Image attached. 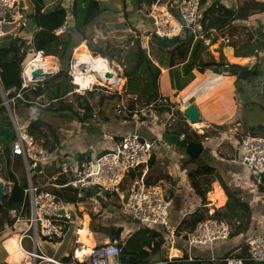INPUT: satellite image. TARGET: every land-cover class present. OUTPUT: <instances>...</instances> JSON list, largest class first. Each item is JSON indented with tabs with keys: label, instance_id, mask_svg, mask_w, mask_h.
<instances>
[{
	"label": "built area",
	"instance_id": "1",
	"mask_svg": "<svg viewBox=\"0 0 264 264\" xmlns=\"http://www.w3.org/2000/svg\"><path fill=\"white\" fill-rule=\"evenodd\" d=\"M201 1L155 0L152 5L144 6V11L141 12L140 19L144 20L141 26L142 33L148 38L159 40L179 38L186 33L191 34L194 39H198L200 35H198L197 25ZM21 2L22 0H0V38L9 34L5 31L7 26L11 27L10 32L26 26ZM41 10L44 11L43 6H41ZM67 23L68 20L63 26L64 29ZM39 53L42 54V52ZM76 64L75 61L70 65L72 89L66 96L90 92L95 87L89 83L84 89L78 90L74 85V66ZM26 69L31 71L34 68H29L27 63L24 65L21 74L22 88L27 87L25 84ZM0 94L1 102L9 112L16 134L11 145V152L21 158L27 179V187L24 190L27 205L23 203L18 210L10 211L9 214L14 222L10 228L5 230L1 244L8 256L11 255L8 245L15 246L14 255L16 257L12 261H7L6 264H122L120 257L124 246L123 239H108L102 245L92 246L87 255H77L78 251L84 249L78 236V232L82 229L78 215L85 212L87 208L90 209L93 217H96L100 212L108 215L104 205L109 203L111 198L115 200L119 215L134 220L137 224L136 231L150 229L162 233V235L166 232L171 239L175 237L183 239L189 249L208 248L210 252L215 244L230 239L232 229L223 220L208 219L199 223L194 231L186 229L178 231L177 228L171 227L169 213L173 207V199L159 184L153 186L146 182L156 142L147 140L137 132L126 134L118 140L110 138L109 142L102 145L90 159L77 163L74 169H71V164L67 161L58 162V172L55 178L46 184L34 185L30 175L33 168L40 166L42 169L56 159L53 158L54 154L43 148L37 138L32 137L25 128L22 129L17 125L16 120L10 114L9 101L5 96H2V90H0ZM17 98L22 99L20 93L16 94L10 102L13 103ZM164 103L169 106L166 102ZM125 104L126 101L121 99L117 105L116 113L124 111ZM49 105L50 103L38 106L44 108ZM151 109L152 105L140 107L138 111L134 112L133 119L138 114L145 117L147 111H150L152 115ZM177 111L172 105L169 116L171 121L174 120ZM168 121L165 122V127L169 129L172 124H167ZM187 125L191 126L194 132L200 133V129ZM223 132L218 136L219 145L221 147L224 145L230 150L228 153H224L226 150L223 151V155L230 162L249 170L251 173L249 188L253 195V202H260L264 205V190H262L264 189V180L261 178V175L264 174V138L239 133L232 126ZM103 151H108V153L97 158L98 154ZM220 152L221 150H219ZM71 171L73 175L65 185L59 186L52 183L58 177H67ZM131 174L134 175L133 178H130ZM129 178L130 181L125 182ZM66 186L76 189L80 196L84 197L83 200L69 204L59 199L52 191L47 190V187L57 189ZM212 213L213 211L209 210L208 216H212ZM68 235L74 238L71 253H65L61 258L45 253L48 249L54 251L59 249ZM244 244L247 247L244 257L229 252L219 258L212 257L210 260L187 257L184 262L264 264V235H251L245 239ZM66 259L68 261H65ZM172 260L164 259L156 264H166Z\"/></svg>",
	"mask_w": 264,
	"mask_h": 264
},
{
	"label": "trees",
	"instance_id": "2",
	"mask_svg": "<svg viewBox=\"0 0 264 264\" xmlns=\"http://www.w3.org/2000/svg\"><path fill=\"white\" fill-rule=\"evenodd\" d=\"M29 1L30 6L25 18L29 19L35 27L30 44L27 45L24 40L13 35L0 38V88L6 100L9 101V109L11 113H13L14 109L19 108H35L38 111L47 112L50 110L49 107L55 102L60 104V107L56 109V111H58L57 113L69 110L73 113L76 121L81 124L89 123L90 119L97 118L98 115L102 114V111L99 110V112L95 114L93 107L82 97H80L76 105H74L77 108L71 105L72 103L70 105H64L63 98L69 92L70 85H67L66 82H62V79H70L67 74L64 73L59 78L45 85L22 88L23 82L21 73L28 59L27 51L29 50L34 54L42 52L43 56H46V58H52L54 65H56V59H54V57L61 63L69 61L74 48L82 42L89 41V28L94 25L104 10H106V7L99 0H74L72 4L74 27L68 28L66 25L64 32L58 35L56 31L61 29L67 20L68 14L66 9L59 3L42 11L41 6H44L43 0ZM154 1L155 0H134V5L137 10H140L144 5H152ZM206 2L207 0H202L201 5ZM262 13H264V3L260 0H246L243 5L237 9L225 8L223 5L216 2L204 11L199 23L200 29H198V35L203 34L206 36L211 30H225L236 20L248 19L252 15ZM245 37H247V41L241 47L234 50L233 56L238 60L248 58L249 56L247 55L249 54H254L257 60L263 58L264 47L262 51L259 52L256 49L257 44L253 36L250 33H246ZM199 38L195 40L189 33L175 39L159 40L150 38L149 56L146 50L141 48L140 39H132L133 44L129 49V51H132V63H130L131 66H129L130 68L128 71L122 76V78L127 79L125 85L126 90L122 94L114 93L110 96L112 99L111 101L114 102L113 105H111V117L121 122H133L134 112L138 111L140 107L149 105H152V109L155 110L154 113L157 114L159 118L166 119L169 117L172 105L167 101L166 104H169V106L165 105L164 102L166 99L163 96L164 93L161 92L162 85L165 89V82L161 84V81H164V78L162 79L161 77V70L159 68L161 62L160 60L157 61L158 67L153 60L156 62V60H158L157 56H159L160 59L163 58L162 54L164 53L166 54V62L169 69L182 67V71H178V74L175 75V78L171 81V86L180 92L193 81L194 70L201 74H205L207 69H213V67H209V65L202 62L200 50L206 46L202 39ZM88 44L90 45L89 42ZM90 47L92 52H95L104 59H107L108 55L113 57V53L121 54L120 50L113 49L108 43H105L104 49ZM127 59H129V56ZM113 60L114 59L111 58L110 61ZM125 61L126 56L119 58L118 65L122 64L124 67L128 66L129 64ZM257 65L258 64L250 70V75L253 77L260 75ZM176 79L181 80V83H175L174 81ZM18 93L21 94L22 99H15L13 101L14 105H12L10 100ZM121 99L126 101V109L118 114L116 113V108ZM48 103H50V105L44 108L38 106ZM102 103L103 99H100L98 103L100 107ZM0 115H7V109L1 101ZM175 115L178 117V122L171 131H166V133L169 132L179 135L181 137L179 145L182 146V148H185L189 142H202L204 138L208 136L207 134L200 135L196 132H189L182 113L177 111ZM102 118L104 119V117ZM109 119L110 118H106L107 121ZM0 126L12 128L9 119L6 122H0ZM26 131L32 137L37 138L47 152L58 150L60 140L56 133L57 129L48 121L42 118L32 120L28 123ZM249 135L264 138V124H257L252 127ZM13 141L14 139L9 142V147H3L1 144L5 142L0 139V178L11 184V190L7 194L3 205L0 207V234L10 228L14 222V219H12L9 214L10 211L18 210L23 203L27 205V200L24 197V190L27 187L26 176L18 180L15 177V174L23 165L21 158L13 155L11 152ZM88 158L89 156L85 160H88ZM196 162L197 160L187 157L185 164L190 163L196 165L188 171L187 178L192 190L201 200V206L196 212L186 216L177 230L181 231L186 229L194 231L199 223L208 219L223 220L225 222H227L226 220L228 219L234 222L232 226L229 225L232 229L230 238L245 235L249 231L252 222V212L249 203L245 201L243 191L236 187L228 186L225 183H220L227 198L226 204L219 209L213 210L212 216H208L210 209L207 208L208 203L206 202V195L210 191L207 185L209 178H206V184H203L200 180L201 174H203V172H208V169L205 164L201 165ZM182 164L184 167L185 164ZM153 165L154 160L150 162L149 167L152 168ZM52 174L50 169H46L44 173L40 170L31 178V181L34 185L38 186L40 182L39 179H41L40 185H43L48 179H51ZM133 176L134 175L131 174L130 178H133ZM166 180H169V177L164 174L156 176L149 175L146 178L147 184L153 186ZM212 182H214V180ZM52 183L62 186L67 183V180L66 177L61 176L52 181ZM51 191L59 199L69 204L82 201L84 198L80 196V193L76 189L69 186L57 189L54 188ZM104 207H106V205H104ZM102 215L103 213L100 212L98 218H101ZM93 232H101L109 236L110 239L116 238L121 240L122 232L118 231L117 227H102L99 225L93 229ZM136 234L143 235L145 241L140 247H133L131 239L125 240L121 251L122 264H131L122 256L134 257L136 260L135 264H156L164 260L165 240L162 233L150 229H141L137 231ZM246 252L247 247L245 244H242L240 253L237 255L239 257H244ZM4 254L5 259L6 253L4 252ZM185 259L184 257L181 259H173L166 264H211L209 261L185 263ZM65 261L68 260L66 259Z\"/></svg>",
	"mask_w": 264,
	"mask_h": 264
},
{
	"label": "crops",
	"instance_id": "3",
	"mask_svg": "<svg viewBox=\"0 0 264 264\" xmlns=\"http://www.w3.org/2000/svg\"><path fill=\"white\" fill-rule=\"evenodd\" d=\"M73 1L74 0H51L49 4L44 3L43 7L44 10H47L49 6L52 7L60 2L61 6L65 8L67 14H69L68 22L73 23V26L71 27L73 28ZM99 1L106 7V10H104V12L98 18L100 20L99 23H104V25H99L97 28L95 27L97 30H94L92 27L89 28V32H91L93 40H100L101 38L103 40H108L109 36L113 35L117 31L122 30L123 32H125L124 34L127 37V40H130L129 45L132 46V39L139 38L141 48L145 49L147 55H149L150 38L144 35V33H142L141 31V26L143 25L144 21L140 19L142 8L140 10H137L134 5V0ZM245 1L246 0H207V2L200 7L197 25L198 29H200L199 23L204 11L212 6V4L218 2L225 8L237 9L241 5H243ZM260 1L264 3V0ZM25 7L23 8L22 0L21 8L22 14L26 21V26L20 30L13 32H10L11 27L7 26L5 27V31L9 32L8 35H13L21 38L28 45L32 40V35L35 31V27L32 25L29 19L25 18V15L28 11V6L25 5ZM246 33H250L253 36L257 44L256 49L259 52L262 51L264 47V13L252 15L248 19L236 20L231 23L229 28H226L222 31L211 30L206 36L203 34H199V39H202L206 46L205 48H202L200 50L202 62L206 65H209V67H213V69H207V72L205 74H201L194 70L193 81L180 92H178L171 86V81L173 78H175V75L178 74L177 69H180L182 67L180 66L176 69H169L167 67L166 54L164 53L162 54L163 58L161 59L159 58V56H157L158 60H156V62L152 59L155 65L158 67L159 65L157 61L160 60L161 62V66L159 68L161 70V77L162 79L164 78L165 81V94L163 95L166 99L165 102H169V104L173 105L182 113V110L188 106L189 100L191 98H194V103L201 116V122L199 123L201 128L199 130V134L202 135L204 133L208 136H206V138H204V140L201 142L203 145V152L196 163L200 164L198 163L200 161L201 165L205 164L206 168H208V171H211V173L208 174V178L215 181V183L212 182L213 187H209L210 191L209 193H207L209 199L207 198L208 201L206 202H209L210 200V202L212 203L211 206H216L218 207L217 209L223 207L226 204L227 198L221 188L220 183H225L228 186H233L243 191L245 201L247 200V202L249 203L252 212V222L249 227V231L245 235L230 238L228 241L223 243H217L212 247L211 252L208 248L200 249L197 247L189 249L183 239L179 237L171 239L165 232V234H163L165 240V260L181 259L183 257H192L196 259L203 258L210 260V258L212 257L219 258L229 252L239 254L240 247L242 244H244V241L247 237L251 235H264V205L260 202H253V195L250 192L249 188L251 173L248 169L242 167L239 164L230 162L228 158L222 156L223 151L226 150V153H228L230 150L224 145L222 147L219 145L220 140L218 137L223 131L228 129L230 125L237 129L242 114L241 111L245 106H247L246 103L244 104V102L241 101V97L246 96L247 94L249 95L248 91L251 80L252 78L257 77H253L250 75L246 79H243L235 75L219 74L216 72V68L225 65H234L251 70V68L257 64V58L254 54H249L247 55L249 56L248 58L240 60L236 59L233 56L234 50L241 47L247 41V37H245ZM98 57L100 58V56ZM252 57H254L253 63H248L250 62L249 60ZM50 59L54 64L52 58ZM54 59L56 58L54 57ZM100 59H102V57ZM108 61L110 63V60ZM109 63H106L107 66H110ZM118 82L115 83V87L119 86L118 89H120V85H124V83L122 79L120 81L118 80ZM251 103L253 105H260V107H263L262 105L264 104V101H261L256 96L253 97ZM18 110L20 113L18 119H21L20 122L22 124V127L25 129L27 128L30 121L37 118H42L37 115L38 110H36L35 108H19ZM22 112H26L25 117H27L28 121L22 119ZM106 118L109 117H104V119H90L89 123L84 124H81L78 121H70L68 124H63L62 127L59 126L58 129L52 125L57 129L56 133L59 137L60 144L58 146V150L49 152L54 154L53 158H55L56 160L51 162L50 165L45 166L46 169H50L53 174L51 179H48L44 184L48 183L52 180V178L56 177V173L58 172V162L67 161L69 162V164H71V169H74V166L77 163L84 161L89 155H93L94 153H96V151L102 145L109 142L110 138L118 140L126 134L137 132L150 141H153V136L156 140L161 139L156 136V130H153L154 134L151 132L147 133L148 136L146 137L143 133L146 128L142 126L141 123L138 124L134 121L129 123L121 122L118 120H114L112 117L107 121ZM169 118L170 117H167L166 120H169ZM42 119L50 123L47 118L43 117ZM192 126L194 127V124ZM98 127H100L99 132L96 131ZM93 129H95V131H93ZM237 131L239 130L237 129ZM219 150H221L220 153ZM76 156H79V158L77 159ZM90 157L91 156H89L88 159H90ZM169 157V159L166 158L167 161L165 163V157L161 154L159 148L155 147L151 159V161L154 160V165L152 166V168L149 167L147 176L164 174L169 177V180L161 181L158 184L159 186L164 188L166 194L171 196L174 201L173 207L169 213V220L171 227L178 228L182 220L186 216L193 214L200 208L201 200L192 190L187 178V173L190 169H192V164H185V166L183 167L182 163H185L187 161L186 158L183 160L181 159L183 155L174 157L172 155H169ZM156 167H159L157 171L154 170ZM162 169H164V172H161ZM72 175L73 174L71 171L66 177V180H70ZM201 176L205 175L201 174ZM129 181L130 178L125 182L128 183ZM8 186L11 188L10 183L8 184ZM105 205V212L108 213V215H105L113 216L114 226H117L118 229H121V239H123V241L131 239L133 247H140L145 241V237L143 235L136 234L137 224L134 222V220L119 215L118 210H115L116 204L113 198H111V201ZM209 209L213 211V209ZM113 210L115 213L110 214V211ZM88 211H90L89 208H87L85 212ZM106 218L107 217L105 216V219ZM127 222L131 223V226L128 225ZM88 233L89 239L90 236L92 238V246L102 245L106 243L108 239H110L109 236L104 237L103 235L102 237H97L95 236L93 231H88ZM72 241L74 242V238L68 235L61 243V247L59 249L55 251L53 249H48L47 252L50 256L61 258L63 254L65 255V253H71L74 246V244L72 245ZM8 258L9 256L6 253V258L4 259L3 264H6ZM211 264L217 263L212 262Z\"/></svg>",
	"mask_w": 264,
	"mask_h": 264
},
{
	"label": "rangeland",
	"instance_id": "4",
	"mask_svg": "<svg viewBox=\"0 0 264 264\" xmlns=\"http://www.w3.org/2000/svg\"><path fill=\"white\" fill-rule=\"evenodd\" d=\"M29 2H30L29 0H23V8L25 7V5H27L28 6L27 8H29V6H30L29 5ZM43 2L45 4H49L51 2V0H43ZM144 6L142 7L141 12L144 11ZM67 18H68L67 20H69V14H68ZM99 21L100 20L98 19L94 23V25H92V28L94 30H97L96 28L99 25H104V23H99ZM62 31L64 32V27H62L61 29H59L58 31H56V34L60 35V34L63 33ZM88 33H89V38H88L89 41L88 42L90 43V45L86 41V42L80 43L78 46H80L81 44H85L86 49L93 56L96 57L98 55L95 52H92L91 51L92 49H91L90 46H92V48L104 49L105 43L110 44L113 49L120 50L121 51V54L113 53L112 54L113 57L110 56V55H108V57H107L108 60H111V58L114 59L113 61H110V63H109L108 60H106L104 58L100 59L101 57L99 58V60H103L104 59L103 61H105L107 64L109 63L110 68L118 75L119 78L122 79L124 85L122 87V90H120L121 88L118 89L119 86L115 87V84H114V86H112V88L109 87V86L108 87L107 86H95L92 89V91H90V92H85L83 94L75 93V94L66 96L65 98H63V101H64L63 103H64V105L65 104L66 105H70L72 103L71 105L74 106V105H76L77 100L80 97H82V98H84L93 107V111L95 112V114H97L99 112V110L102 111V114L97 116L98 119H100L102 117H107V116L109 118H111V115H112L111 105H113L114 102L111 101L112 99L110 98V96L112 94H114V93H118V94L124 93L125 90H126L125 89V85H126L127 79L122 78V76L124 75V73H126L128 71V69L130 68L129 66H131L130 63H132V61H131V59H132L131 58L132 51L131 50L129 51L131 45H129V40H127V37L124 34L125 32H123L122 30L117 31L113 35L109 36L108 37V40H103L102 38L100 40H93L92 35H91V32L88 31ZM76 48H74V50L72 51L71 58H70L69 61H67L65 63H61L56 58V68L58 69V71H61V74H64V73L67 74L69 78H70V65L71 64H74V62L76 61L75 60V57H74L75 49ZM122 51H124V52H122ZM32 54H34V53H32L30 50L27 51V56L28 57H30ZM125 56H126V61L125 62L127 64H129V65L126 66V67H124L121 64V65H119V68H118L119 58H121V57L123 58ZM128 56H129V59L130 60L127 59ZM121 61H123V60H121ZM177 71H179V72L182 71V68L177 69ZM118 77H117V81H118ZM57 78H59V76H57L56 78H54V80L57 79ZM243 79H246V78H243ZM54 80H52V81H54ZM62 82H66L67 85H70L69 91H71V89H72V87H71V79H68V78L65 79L64 78V79H62ZM164 82L165 81L162 80L161 81V84H163ZM174 82L177 83V84H179V83H181V80L176 79ZM42 85H45V84H42ZM35 86H37V85H35ZM161 92H163L165 94V89H164L163 85L161 86ZM90 93H92V94H90ZM248 93H249V95L247 94L246 96H242L241 97V101H243L244 104L246 103L247 106H245L242 109V111H241L242 114H241V118L239 120V125L237 126V129L239 130V132H241L243 134H248L250 132V128L252 126H254L255 124H264V104L262 105L263 107H260V105H253L251 103L253 97H256V96L261 101H264V77L262 75H258L256 78H252ZM100 99H103V103H102V106L101 107L98 104L99 101H100ZM0 101H2L1 94H0ZM11 104L14 105V103H11ZM59 107H60V104L54 102V104L49 107V109H50L49 111H47V110H46L47 112L37 111L38 112L37 115L39 117H42V118L43 117L47 118L50 121V123L53 126H55L57 129L59 128V126L62 127L63 124H68L70 121H76V118L73 116V113H71V111H69V110L62 111V112L57 113L58 111H56V109H58ZM74 107H76V106H74ZM151 112H153L152 115L150 114V111H147L145 117L138 114L136 117H134L133 121L136 122V123H138V124L141 123L142 126H144L146 128L145 131L143 132L146 137L148 136L147 133H150L151 132V133L154 134L153 130H156V132H157L156 133V136H158V138L161 137V139L158 141V140L155 139L154 136L152 137V139L153 140L155 139L154 141L156 142L155 143L156 148H159L161 154L165 157V163H166L167 159L170 158L169 155H172V156H180V155H183V157L181 159L182 160L185 159V158L187 159V155L185 153V148H182V146H180L179 144L176 145V146H170V145L165 144L162 141V132L164 134V133H166V131L172 130L174 128L175 124L178 122V117L176 115H174V120L171 121V119H169V121L167 122V124L170 123V124H172V126L168 129L167 127H165V122L167 120L166 119L159 118V116H157V114L154 113L155 112L154 109H151ZM11 114L13 115L12 117L16 120L17 125L20 128L23 129L22 124L20 122L21 119H18V116L20 114L19 113V110L18 109H14L13 110V113H11ZM21 114L23 115V118L22 119L28 121L27 120V117H25L26 112H22ZM7 118L10 121V115H9V112L8 111H7V115L6 116L0 115V122H6L8 120ZM11 126H12V122H11ZM230 126H232V125H230ZM188 129H189V132H194L192 130V127L191 126H188ZM99 130H100V127H98V129L96 131L99 132ZM93 131H95V129H93ZM1 145L3 147H9L10 146V143L9 142H5V143H3ZM89 156H92V155H89ZM223 156L225 157V155H223ZM76 158L78 159L79 156H76ZM186 164H190V163H186ZM193 166L195 167L196 165L195 164L192 165L191 168H194ZM0 168H1V166H0ZM158 168L159 167H156L154 170L157 171ZM41 171H42V173L46 172V167H43L41 169ZM161 172H164V169H162ZM209 173H211V171L210 172L209 171L206 172V174L203 172V174L205 176H201V178H200V180L202 181L203 184L204 183L206 184L207 179L209 177L208 176ZM24 174L25 173H24V169H23V166H22V168L19 169L17 171V173L15 174L16 175L15 177L18 180L19 178L21 179V177L24 178V176H25ZM39 181L40 182H39L38 185H40L41 179H39ZM212 181H213V179H211V181L209 179L208 180V183H207L208 187H210V188L213 187V183H215V181L213 183H212ZM8 188H9V192H10L11 188L9 186H8ZM52 189L53 188H51V187H47V190H52ZM207 198L209 199V196L208 195L206 197V201H208ZM207 203H208L207 204V208L208 209L211 208V209L215 210V209L218 208L216 206H213L212 207L211 206L212 203L210 202V200ZM115 210L116 211L118 210L117 205H115ZM112 213H115L114 210L113 211H110V214H112ZM106 217L107 218L105 219V215L104 214L102 215L101 218H98V215L96 217H93L91 215V212L88 211V212H82V213H80V215H78V220L81 222L82 229H84L85 232L86 231L87 232L88 231L89 232H92L93 229L96 228L99 225L102 226V227H114L113 216H106ZM226 221H227V223L230 226H232V224L234 223L233 221H230L228 219ZM127 223H128V225L131 226V223H129V222H127ZM124 232H125V230H124ZM4 234H5L4 232L0 234V264H3L4 263V257H5V254H4L5 251H4L3 247L1 246V244L3 242V238H4L3 236H4ZM94 234L97 237H99V236L102 237V235L104 237L107 236L106 234L101 233V232H94ZM54 246H56V245H54ZM45 253L47 255H49L48 252H47V250L45 251ZM217 264H220V263H217Z\"/></svg>",
	"mask_w": 264,
	"mask_h": 264
},
{
	"label": "water",
	"instance_id": "5",
	"mask_svg": "<svg viewBox=\"0 0 264 264\" xmlns=\"http://www.w3.org/2000/svg\"><path fill=\"white\" fill-rule=\"evenodd\" d=\"M72 26H73L72 22L67 23L68 28H71ZM257 64H258L257 65L258 69L260 71V75L264 77V57L257 60ZM216 72L219 74L235 75L239 78H247L248 76H250V69H244V68L234 66V65H225L222 67H218L216 68ZM61 75H62L61 71H58V70L55 71L52 68H38V69L34 68L30 71V76L35 80V82L33 84L29 83L27 87L46 84L54 80V78H56L57 76L60 77ZM2 96H4L3 92H2ZM182 116H183L184 121L189 125L199 124L201 122V116L194 103V98H191L189 100L188 106L182 110ZM15 135L16 134L13 128H9L6 126H0V139L2 141L10 142L15 137ZM180 139L181 137L176 134H172V133L162 134V141L165 144L170 145V146L178 145L180 142ZM202 152H203V145L201 142H189L185 146V153L187 157L191 159L198 160ZM107 153L108 151H103L98 154L97 158H101ZM40 170H41L40 166H35L33 168V171L30 174L31 178L35 176ZM261 178L264 180V174L261 175ZM7 194H8V183L0 178V207L3 205L4 201L6 200ZM118 231H121V229H118ZM126 260L129 263L133 264L135 261V258L128 257ZM246 264H253V263H246Z\"/></svg>",
	"mask_w": 264,
	"mask_h": 264
},
{
	"label": "bare ground",
	"instance_id": "6",
	"mask_svg": "<svg viewBox=\"0 0 264 264\" xmlns=\"http://www.w3.org/2000/svg\"><path fill=\"white\" fill-rule=\"evenodd\" d=\"M74 57L76 59L77 64L74 66L75 74H74V85L80 89H84L89 83H91L94 86H109L112 87L115 83H117V74L110 68V66H107V64L103 61L99 60L98 56H93L87 49L85 44H81L75 49ZM98 61V62H97ZM250 62L253 63L254 57L250 58ZM26 63L28 64L29 68H52L55 71L58 69L54 64L51 62L50 58H46V56H43L40 53L34 54L31 57H28ZM246 63V62H244ZM82 69H84L82 71ZM25 84L29 85V83L33 84L35 80L30 76V71L26 69L25 71ZM110 76V77H109ZM118 80L120 81L121 78L118 77ZM119 83V82H118ZM122 84V83H121ZM123 84L120 85V90H122ZM194 127L200 129L201 126L199 124H194ZM198 163L201 164L199 161ZM79 241L84 245V249L77 252L78 256L81 255H87L90 252V249L92 248V238L90 236L89 239V233L84 231V229H81V231L78 232ZM74 242L72 241V245ZM8 250L10 252V256L8 258V261H12L16 256L14 255L15 246L12 247L8 245Z\"/></svg>",
	"mask_w": 264,
	"mask_h": 264
},
{
	"label": "clouds",
	"instance_id": "7",
	"mask_svg": "<svg viewBox=\"0 0 264 264\" xmlns=\"http://www.w3.org/2000/svg\"><path fill=\"white\" fill-rule=\"evenodd\" d=\"M35 54H37V53H35ZM43 55V54H42ZM25 64H26V62H25ZM24 64V65H25ZM24 67V66H23ZM23 69V68H22ZM22 74V73H21ZM30 87V86H29ZM12 115V114H11ZM13 116V115H12ZM11 121V120H10ZM13 128V127H12ZM168 133V132H167ZM14 139V138H13ZM9 184V183H8ZM9 193V192H8ZM2 246V245H1ZM5 251V250H4ZM121 258V257H120Z\"/></svg>",
	"mask_w": 264,
	"mask_h": 264
},
{
	"label": "flooded vegetation",
	"instance_id": "8",
	"mask_svg": "<svg viewBox=\"0 0 264 264\" xmlns=\"http://www.w3.org/2000/svg\"><path fill=\"white\" fill-rule=\"evenodd\" d=\"M122 257H124L125 259H127L129 256H122ZM135 262H136V260L134 261L133 264H135Z\"/></svg>",
	"mask_w": 264,
	"mask_h": 264
}]
</instances>
